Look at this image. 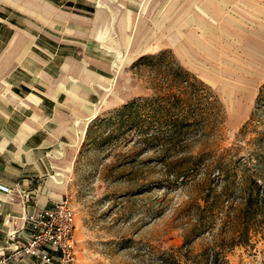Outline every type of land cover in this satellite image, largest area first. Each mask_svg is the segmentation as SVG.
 <instances>
[{
  "label": "rangeland",
  "instance_id": "1",
  "mask_svg": "<svg viewBox=\"0 0 264 264\" xmlns=\"http://www.w3.org/2000/svg\"><path fill=\"white\" fill-rule=\"evenodd\" d=\"M126 13L105 32L109 90L58 171L76 264H151L182 246L220 170L264 191V0H142ZM231 206L219 240L232 236ZM255 230L226 251L231 264H264V223Z\"/></svg>",
  "mask_w": 264,
  "mask_h": 264
},
{
  "label": "crops",
  "instance_id": "2",
  "mask_svg": "<svg viewBox=\"0 0 264 264\" xmlns=\"http://www.w3.org/2000/svg\"><path fill=\"white\" fill-rule=\"evenodd\" d=\"M135 1L0 0V251L12 264H42L15 256L23 218L64 198L58 171L109 90L105 32Z\"/></svg>",
  "mask_w": 264,
  "mask_h": 264
},
{
  "label": "trees",
  "instance_id": "3",
  "mask_svg": "<svg viewBox=\"0 0 264 264\" xmlns=\"http://www.w3.org/2000/svg\"><path fill=\"white\" fill-rule=\"evenodd\" d=\"M219 177L223 181L206 195L205 205L200 208L199 222L186 237L183 245L160 251L154 255L151 264H231L226 257V251L250 242L255 229L264 223V191H261L256 182L248 179L244 180L241 188H237L236 181L227 177L224 170H220ZM180 178L186 181L188 176L180 173L177 179ZM226 203H232L230 208L235 213L232 220V236L219 240L214 234L215 228L218 227L216 218L229 209ZM208 234L214 236L211 242L197 250L196 244Z\"/></svg>",
  "mask_w": 264,
  "mask_h": 264
},
{
  "label": "built area",
  "instance_id": "4",
  "mask_svg": "<svg viewBox=\"0 0 264 264\" xmlns=\"http://www.w3.org/2000/svg\"><path fill=\"white\" fill-rule=\"evenodd\" d=\"M29 235L23 244L16 246L15 256L35 258L42 264H76L77 217L71 199L60 202L40 212L25 216ZM14 256L0 251V264H12Z\"/></svg>",
  "mask_w": 264,
  "mask_h": 264
},
{
  "label": "bare ground",
  "instance_id": "5",
  "mask_svg": "<svg viewBox=\"0 0 264 264\" xmlns=\"http://www.w3.org/2000/svg\"><path fill=\"white\" fill-rule=\"evenodd\" d=\"M209 3H210V1H209ZM113 6V5H112ZM114 7V6H113ZM114 9H115V7H114ZM117 11H119V10H117ZM206 11V10H205ZM117 14H119V13H117ZM208 14V13H207ZM182 37V36H181ZM211 40H208V42H210ZM111 95V94H110ZM108 98V97H107ZM105 104V103H104ZM99 115V114H98ZM84 129V128H83ZM84 133V132H83Z\"/></svg>",
  "mask_w": 264,
  "mask_h": 264
}]
</instances>
